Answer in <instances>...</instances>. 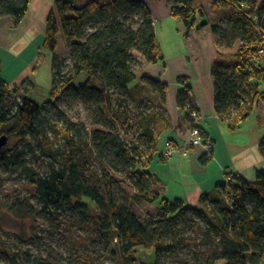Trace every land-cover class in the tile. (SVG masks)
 <instances>
[{"label":"trees","instance_id":"trees-1","mask_svg":"<svg viewBox=\"0 0 264 264\" xmlns=\"http://www.w3.org/2000/svg\"><path fill=\"white\" fill-rule=\"evenodd\" d=\"M31 1L0 0V19L9 18L14 26L19 25ZM165 1L186 32L194 28L197 20L192 5L196 0ZM228 1L243 8L250 17L235 13L226 20L225 27L218 24L209 27L218 38V49L231 50L239 43L234 63L225 64L218 53L211 70L214 112L234 129L247 117H240L241 109L247 104L250 108L257 97L263 96L252 82L264 83V63L253 66L250 59L264 47V38H258L251 19L256 17L264 29V0ZM213 2L231 8L223 1ZM59 32L67 45V58L56 53ZM41 48L52 54L50 100L39 105L24 92L16 100L13 88L0 78V136L5 135L7 143L18 140L24 144L23 149L2 151L3 147L0 166H27L24 150H32V140L42 148L63 141L62 146L46 154L53 160L52 166L58 167H52L45 176L30 173L29 182L42 209L67 208L76 212L77 222L87 224L105 244H117L127 264H166L163 257L173 259V264H186L175 260L177 248L196 245L187 235L201 233L203 229L201 244L209 246L203 264L219 261L264 264V171H257L253 181L229 173L226 181L216 187V194L201 196L198 207L194 208L181 200L161 198L154 190L159 182L147 171L155 149L154 128L162 121L159 111L151 110L149 114L144 111L139 117V137L143 143L124 142L120 136V131L133 121L126 110L136 81L137 64L132 53H137L147 64L162 59L151 12L144 1L110 0L102 4L90 1L77 7L70 1L55 0L46 19ZM66 59L69 60L67 72L60 75ZM81 74L86 79L76 86L74 80ZM141 82L160 96V104L164 103L167 85L147 76L141 77ZM189 91V85L179 90L176 104L187 114L191 128L189 115L196 108L192 106ZM60 92L77 94L89 105L93 123L102 130L88 132L76 123L64 121L60 125V120L52 118L51 113L56 112L52 99ZM137 105L140 108L148 105L151 109L143 102ZM46 129L51 132V138ZM201 135L206 138L202 131ZM259 153L264 159V141L259 144ZM209 160L210 155L204 156L201 163L205 165ZM110 171L130 180L135 189L130 197L124 194L120 180L113 178ZM123 197L125 201L121 202ZM126 201L157 203L159 212L143 221ZM12 211L18 216L37 214L26 201L17 202ZM37 264L51 263L41 260Z\"/></svg>","mask_w":264,"mask_h":264},{"label":"crops","instance_id":"crops-1","mask_svg":"<svg viewBox=\"0 0 264 264\" xmlns=\"http://www.w3.org/2000/svg\"><path fill=\"white\" fill-rule=\"evenodd\" d=\"M66 1L74 5L79 1L82 5L76 6L82 7L90 1L102 4L110 0ZM142 1L151 12L155 38L162 56L154 64L141 60L137 64L136 81L132 84L145 97L143 99L162 115V121L154 128L155 149L147 171L159 182L154 190L160 193L161 198L181 200L197 208L201 196L215 195L216 187L226 181L229 173L253 181L257 171H264V159L259 153V144L264 141V133H261L264 125V83L252 82L263 96L257 97L250 108L247 104L241 109L240 117H247L231 129L214 112L211 70L218 53L223 56L225 64H232L236 60L231 51L218 49V38L209 27L211 24L225 27L226 20L235 15L234 11L218 6L212 0H196L192 8L197 23L186 32L182 23L172 16L165 0ZM54 3L55 0H32L19 25L14 26L10 19V23L0 27V78L9 88L28 80L31 85L23 92L33 101L38 95L45 101L50 100L52 54L41 47L46 19ZM143 76L167 85L163 104H160L157 93L142 84ZM187 85L190 86L188 95L192 106L203 116L200 129L212 143L210 160L205 165L201 163L205 156L203 148L189 145V119L176 104L178 91ZM251 116L253 119L255 117L257 126L248 134ZM167 142L169 147H166Z\"/></svg>","mask_w":264,"mask_h":264},{"label":"rangeland","instance_id":"rangeland-1","mask_svg":"<svg viewBox=\"0 0 264 264\" xmlns=\"http://www.w3.org/2000/svg\"><path fill=\"white\" fill-rule=\"evenodd\" d=\"M76 3L77 6L82 5L79 1ZM232 10L236 13L234 9ZM7 23H10V19H0V27L6 26ZM56 41V53L60 58H67V45L61 32L57 35ZM238 45L239 43H235L233 48L229 50L233 55H235ZM12 53H15L14 50H12ZM132 57L136 64L142 60L137 53H132ZM0 58L2 59L1 56ZM35 62H37V59ZM68 66L69 60L66 59L65 64L61 66L62 72L60 75L66 74ZM85 79V74H81L75 78L74 83L76 86H80ZM28 85H31L30 82L25 80L18 86L11 87L13 88V98L18 100L20 94L24 91L23 89L27 88ZM131 89V96L133 97L127 100L126 110L129 111L133 121L128 128L120 131V136L124 139V142L137 144L143 143L141 137H139V124L137 121L142 112L146 111L149 114L151 110L154 111V107L143 99L145 97H142L138 90L134 87H131ZM34 99L39 105L46 102L45 98H41V95L35 96ZM52 102L56 112L53 111L51 116L55 120H60V125L64 121H68L83 126L88 132L96 129L102 130L100 126L93 123L94 118L89 105L83 103L77 94L60 92L58 96L52 99ZM137 102L149 104L151 109L148 105L140 108ZM124 106L123 104L122 108ZM236 118L241 119L240 117ZM255 125L257 126V121H255V117L253 119L251 116L248 121V134L253 132ZM45 131L47 136L51 138V132L48 129ZM261 133H264V125H262ZM31 144V151L29 149L24 150L27 166H0V264H37L41 260H47L51 264H88L89 261L94 264H127L123 260L117 244L115 242L110 245L105 244L87 224L77 222L78 214L76 212L67 208L58 211L53 210V208H41L37 201L35 188L29 182L30 173L45 176L52 167H58L52 166L54 162L46 154H49L56 147L62 146L63 141L47 144L44 148L40 147L34 140L31 141ZM14 147L23 149L24 144L18 140H11L2 151ZM110 174L113 178L120 180V186L125 195L130 197L135 192L129 179L120 177L117 172L110 171ZM24 201L37 210L35 216H18L12 211V207L17 202ZM120 201H125V198H120ZM84 202L86 201L84 200ZM126 203L130 204L128 201ZM130 207L143 221L157 216L159 212L157 203L130 204ZM203 231L201 233L190 232L187 235L188 238H191V243L196 245H185L177 248L175 260L186 264H203L206 251L209 248V246L201 244ZM162 260L166 264H173L174 261L167 257H163ZM216 264L225 263L219 261Z\"/></svg>","mask_w":264,"mask_h":264},{"label":"built area","instance_id":"built-area-1","mask_svg":"<svg viewBox=\"0 0 264 264\" xmlns=\"http://www.w3.org/2000/svg\"><path fill=\"white\" fill-rule=\"evenodd\" d=\"M216 2L220 3V2H225L228 3V5L231 6L232 9H234L236 11V15H244L247 18H250L247 15V12L244 11L243 8H241L240 6H237L235 4H233L232 2L228 1V0H215ZM252 22L256 28L257 31V35L258 38H264V29L263 27L260 25V23L258 22V19L255 18H251ZM262 60H264V47H261L260 49L257 50V52L255 53V55L253 57H251L250 59V63L254 66L259 64ZM190 120H192V127L190 128L191 130V138L189 140V145L190 146H201L204 150L205 156H209L211 154L212 151V143L205 137H203L201 135V129H200V122L203 119L202 114L198 111V110H193L190 115H189ZM170 144L169 142L166 143V147H169Z\"/></svg>","mask_w":264,"mask_h":264},{"label":"water","instance_id":"water-1","mask_svg":"<svg viewBox=\"0 0 264 264\" xmlns=\"http://www.w3.org/2000/svg\"><path fill=\"white\" fill-rule=\"evenodd\" d=\"M7 144V137L5 135L0 136V150Z\"/></svg>","mask_w":264,"mask_h":264}]
</instances>
